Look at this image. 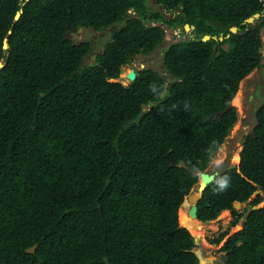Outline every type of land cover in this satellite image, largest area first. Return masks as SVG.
I'll use <instances>...</instances> for the list:
<instances>
[{"label":"trees","instance_id":"trees-1","mask_svg":"<svg viewBox=\"0 0 264 264\" xmlns=\"http://www.w3.org/2000/svg\"><path fill=\"white\" fill-rule=\"evenodd\" d=\"M166 24L197 31L164 55L181 82L161 99L166 81L153 69L115 81L164 43ZM117 25L88 67L91 41L65 39ZM263 27L261 0H0V264H200L180 209L239 120L237 107L219 113L264 67ZM257 121L239 166L198 203L203 223L225 212L230 229L245 219L220 249L224 264H264V103Z\"/></svg>","mask_w":264,"mask_h":264},{"label":"rangeland","instance_id":"rangeland-1","mask_svg":"<svg viewBox=\"0 0 264 264\" xmlns=\"http://www.w3.org/2000/svg\"><path fill=\"white\" fill-rule=\"evenodd\" d=\"M148 6L153 11L161 12L169 20L175 17L174 13L168 12L163 8L162 5L158 4L156 1H150L148 3ZM156 25H161V23H156ZM118 28L119 26L117 25L115 27L107 29V31L103 35V38H101L98 43V50H103L105 42L111 40L113 32L118 30ZM165 29L167 30V33L165 35L164 43H162L154 52H151L147 55H139L135 59H133L132 63H129L124 67V72L120 75V78L115 81H119L125 86L129 85L131 81L127 78V74L132 69H135L137 72H140L143 69H153L159 72L162 76L166 75L167 70L164 67V55L166 50L169 48L171 43H176L187 39L189 40L191 37L186 35L185 38L181 40L179 37L175 36L176 30L174 31L172 29H167L166 27ZM263 30L264 27L261 31L263 41L262 56L264 63V39L262 34ZM176 32L182 34L184 33L181 30H177ZM70 38L73 39L76 43H79L81 41H84L85 37L82 33H80L72 34ZM239 92L241 93V99L237 104H235L238 110L239 120L231 130L222 147L213 154L212 161L208 168L205 170V172L208 174H220L226 169H232L234 166L237 168L239 166L241 160V151L243 149L244 143L247 136L253 134L254 128L258 124L257 111L264 103V67L261 69H256L249 76H247L242 81ZM195 193H199V185L194 188L191 195H194ZM259 194L255 193L254 197ZM191 195L186 198L185 203L189 201L192 206V203L190 201ZM184 205H182L180 209V224L185 227V225L182 223L183 215H181L183 214ZM262 205L264 204L262 203ZM247 206L248 204H243L237 210L243 211ZM251 209L253 208H250L249 210ZM244 222L245 219H242L236 226L230 229L233 223V216L230 212H225L220 215L218 219H216V221L207 224L208 228L205 230L204 234L194 235L200 236V240L197 244V247L195 248V251L198 253L197 255L199 256V259L207 264H224L221 258L223 253L220 249L224 245L226 239L243 229ZM228 229H230L229 234L219 245H215L210 242L209 239L217 238L220 233L225 232Z\"/></svg>","mask_w":264,"mask_h":264},{"label":"water","instance_id":"water-1","mask_svg":"<svg viewBox=\"0 0 264 264\" xmlns=\"http://www.w3.org/2000/svg\"><path fill=\"white\" fill-rule=\"evenodd\" d=\"M261 1H264V0H261ZM21 14H22V12H19V13L17 14V16H16V19H17V20L20 19ZM261 16H262V14L257 13V14H255V15H253L252 17L248 18V19L245 21V23H246V24H249V25H253V26H255L256 23H257V21L261 18ZM137 18H138V19H141L140 17H137ZM147 23H148V28H152V27L155 26V25L152 23V20H151V19H148V20H147ZM166 27H167V29H169V28H170L169 24H166ZM184 29H185V33H186V34L189 33V34H190V37H191L192 39H194V38L196 37V35H197V31H196V29H195V26H192V25L186 24ZM103 30H105V29H103ZM88 31H90V29H88ZM238 32H239V28H238V27H232V28H231V33L236 34V33H238ZM166 33H167L166 30L163 31L164 36L166 35ZM94 34L97 35V32H94ZM175 36H176V37H179V38L182 40V39L185 38L186 35H185V34H182V33H176ZM86 37H91V36H90V34H87ZM229 37H230V34L227 35L226 37H224V36H221L220 38L214 37V39H216V40L219 39L220 41H224L226 38H229ZM67 38H69V35H66V36H65V39H67ZM211 39H212V37L209 36V35H205V36L203 37V40H204V41H209V40H211ZM8 48H9V43H8L7 40H5V43H4V49H8ZM92 49H95L94 45H93V48H92ZM102 53L105 54V51H103ZM97 59H98V54L95 53V54H93V55H90V53H88V54L84 57V66H85V67H88V66H90V65H92V64H95V63L97 62ZM3 67H4V63H3L2 61H0V69H2ZM123 72H124V68L122 69L121 74H122ZM137 75H138L137 71H136L135 69H132V70L127 74V78H128L131 82H133V81L136 80ZM161 77H162V79H163L164 81H166L165 86H164V91L160 94V98H161V99H164V98L166 97L168 91H169V86H170V84H173V83H179V82H181V80L178 79V78L173 77L172 73H170V72H168V71H167V73H166L165 76H162V75H161ZM233 107H236L235 104H234V100H233V102L229 105V107H227L224 111H222L221 113H219V116H220V117H223V115H224L225 113H227V112H228L231 108H233ZM145 112H146V110H143L141 114L144 115ZM130 124H133V122H127V125H130ZM234 168H235V166H234L232 169H234ZM199 176H200V181H199V184H198V185H199V193H195L194 195H191V196H190V201H191V203H192V206H191V208H190V210H189V216L192 217V218H194V219H197V220H198V203H199V200H200V198H201V195L203 194V192L205 191V189L208 187V185L211 184V183L215 180V178L218 176V173H215V174H208V173H206V172H202V173H200ZM256 194H259V192H256ZM185 201H186V200H185ZM184 203H185V202H184ZM184 203H183V205H184ZM263 204H264V202H263ZM242 205H243V204H241V203H236V204H235V208L238 209V208L241 207ZM263 206H264V205H261V207H263ZM217 219H218V218H217ZM214 221H216V220H213V221H206L204 224H208V223H210V222H214ZM202 223H203V222H202ZM181 226H182V225H181ZM182 227H183V226H182ZM193 236H194V235H193ZM194 237H195L196 244H198V242H199V240H200V236H194ZM36 248H37V245L34 246V247H32V248H30V249H28V250H27V253L34 254L35 251H36ZM194 252H195L196 254H198L196 251H194ZM200 264H207V263H204V262H202V261L200 260Z\"/></svg>","mask_w":264,"mask_h":264},{"label":"bare ground","instance_id":"bare-ground-1","mask_svg":"<svg viewBox=\"0 0 264 264\" xmlns=\"http://www.w3.org/2000/svg\"><path fill=\"white\" fill-rule=\"evenodd\" d=\"M263 39H264V30L262 32ZM244 85V84H243ZM241 93L239 92L237 97L234 100V104H237L240 101ZM183 208V220L182 223L185 225V227L193 234V235H202L205 233V230L208 228L207 224L202 223L200 220L194 219L189 216V210L191 208V204L189 201L184 203ZM211 223V222H210ZM209 224V223H208Z\"/></svg>","mask_w":264,"mask_h":264},{"label":"flooded vegetation","instance_id":"flooded-vegetation-1","mask_svg":"<svg viewBox=\"0 0 264 264\" xmlns=\"http://www.w3.org/2000/svg\"><path fill=\"white\" fill-rule=\"evenodd\" d=\"M154 23H158L157 21H154ZM169 29H171V27L169 28ZM180 30L181 31H183L184 33H185V29H181L180 28ZM107 31V29H105V30H102V31H94V30H92V29H90V31H88V30H83V31H80V32H77V33H75V34H80V33H82L83 35H84V40H90L91 41V51H89L88 53H90V55H93V54H98L99 55V53H102L103 52V50H98L97 48H98V43H99V41H100V39L101 38H103V35L105 34V32ZM94 32H97V35H95L94 34ZM87 34H90V36L91 37H86V35ZM186 34V33H185ZM72 35V34H71ZM70 35V36H71ZM75 42V41H74ZM82 42V41H81ZM76 43V42H75ZM80 43V42H79ZM93 45H94V47H95V49H92L93 48ZM87 53V54H88ZM86 54V55H87ZM139 56V55H138ZM136 58V57H135ZM134 58V59H135ZM132 61H133V59H131L130 60V62L129 63H132ZM138 73V72H137Z\"/></svg>","mask_w":264,"mask_h":264},{"label":"clouds","instance_id":"clouds-1","mask_svg":"<svg viewBox=\"0 0 264 264\" xmlns=\"http://www.w3.org/2000/svg\"><path fill=\"white\" fill-rule=\"evenodd\" d=\"M130 13H133V11H130ZM152 23H153L154 25H156V23H154V22H152ZM165 27H166V25H165ZM166 28H167V27H166ZM88 29H91V28H88ZM88 29H86V30H88ZM83 30H85V29H81V30H79L78 32L83 31ZM165 30H166V29H165ZM165 30H164V31H165ZM177 30H180V29H177ZM177 30H176V31H177ZM166 31H167V30H166ZM176 31H175V33H177ZM178 32H179V31H178ZM73 34H75V33H73ZM183 34H185V33H183ZM70 35H71V34H69V37H70ZM185 35L190 36V34H185ZM191 39H192V38H191ZM240 161H241V160H240ZM204 172H205V171H204ZM201 173H202V172H201ZM226 184H227V182L221 184L220 187H221V188H224V187L226 186ZM257 192H260V193H261V191H257ZM243 228H244V226H243Z\"/></svg>","mask_w":264,"mask_h":264}]
</instances>
